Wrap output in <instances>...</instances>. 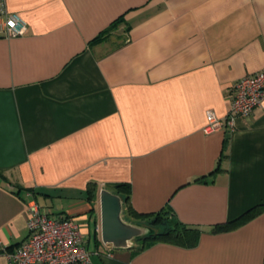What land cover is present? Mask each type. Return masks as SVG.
Returning a JSON list of instances; mask_svg holds the SVG:
<instances>
[{"label": "crops", "instance_id": "1", "mask_svg": "<svg viewBox=\"0 0 264 264\" xmlns=\"http://www.w3.org/2000/svg\"><path fill=\"white\" fill-rule=\"evenodd\" d=\"M5 3L27 29L0 35V264L30 200L80 223L90 264H264V99L232 130H204L264 68V0ZM101 188L147 228L136 214L170 206L195 243L92 237Z\"/></svg>", "mask_w": 264, "mask_h": 264}, {"label": "built area", "instance_id": "2", "mask_svg": "<svg viewBox=\"0 0 264 264\" xmlns=\"http://www.w3.org/2000/svg\"><path fill=\"white\" fill-rule=\"evenodd\" d=\"M27 29L26 21L9 11L0 0V35L19 36ZM264 99V68L239 78L228 94L229 107L224 117L207 111L205 131L219 128L232 130L239 117H248ZM27 235L20 244L6 252L13 264H90V251L80 223L62 212H50L36 200L26 203ZM95 234L100 239V222H95ZM101 240V239H100Z\"/></svg>", "mask_w": 264, "mask_h": 264}, {"label": "water", "instance_id": "3", "mask_svg": "<svg viewBox=\"0 0 264 264\" xmlns=\"http://www.w3.org/2000/svg\"><path fill=\"white\" fill-rule=\"evenodd\" d=\"M100 239L113 248H130L137 238L143 237L150 229L130 222L123 216L122 197L106 188L98 195Z\"/></svg>", "mask_w": 264, "mask_h": 264}, {"label": "trees", "instance_id": "4", "mask_svg": "<svg viewBox=\"0 0 264 264\" xmlns=\"http://www.w3.org/2000/svg\"><path fill=\"white\" fill-rule=\"evenodd\" d=\"M108 30L109 29L103 30L100 36L94 38V41L100 38H103V35L107 33ZM115 186L120 189L128 188V185L125 183L116 184ZM119 195L122 197V202H123V196L121 194ZM128 208L131 210L130 207ZM252 211L253 210L246 212L240 218L236 219L235 222H239L243 219L249 218L252 215ZM136 215H139L145 218L146 220L152 217V220L150 223L152 224L157 223L160 226L162 225V229L160 228L158 229L156 227L149 225L148 227L150 229V232L147 235L137 238L134 241L135 244L132 247H136V249H140L156 240H168L171 242L182 243L184 245H192L196 241L198 230L196 228L189 227L186 224L180 222L176 218V215L170 206L163 207L156 212L138 213ZM163 217H167V218L163 219Z\"/></svg>", "mask_w": 264, "mask_h": 264}, {"label": "rangeland", "instance_id": "5", "mask_svg": "<svg viewBox=\"0 0 264 264\" xmlns=\"http://www.w3.org/2000/svg\"><path fill=\"white\" fill-rule=\"evenodd\" d=\"M54 208V207H53ZM53 208H51V209H53ZM164 218H167V217H163V219ZM151 220H152V217L151 218H148L147 220H146V223H147V225L149 226H153V227H156V228H160V229H162V225L160 226V225H158L157 223H150L151 222ZM162 220V219H161ZM160 224V223H159ZM93 222H90V233H91V236H92V232H93ZM93 237V236H92ZM92 242V238H91V241H90V244H92L91 243Z\"/></svg>", "mask_w": 264, "mask_h": 264}]
</instances>
